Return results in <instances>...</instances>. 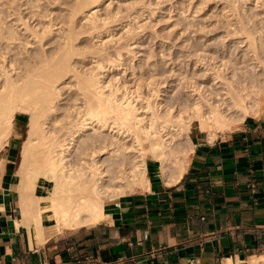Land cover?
<instances>
[{"label": "bare ground", "instance_id": "6f19581e", "mask_svg": "<svg viewBox=\"0 0 264 264\" xmlns=\"http://www.w3.org/2000/svg\"><path fill=\"white\" fill-rule=\"evenodd\" d=\"M81 2L82 8L89 4ZM90 26L97 28L94 22ZM68 38L56 60L46 59L20 80L12 79L5 67L0 73V149L7 146L12 131L20 129L16 116L29 115L27 137L18 150L17 188L23 216L28 224L33 223L40 242L62 229L97 224L106 217V207L122 195V186L146 188V158L159 164L165 183L176 181L190 150L183 141L195 124L209 137H216L237 122L229 119V113L242 116V120L250 112L249 101L257 100V111L264 102V45L261 50L248 34L238 41L246 47L237 62L242 66L234 65L224 46L214 56H188L207 72L201 82L177 83L193 93L190 104L169 102L163 109L155 102L161 87L175 86L173 79L146 82L145 95L140 85L104 84L102 71L114 67L110 60L106 65L95 62L97 73L76 76L81 100L65 121H56L52 118L58 95L55 84L69 70L72 37ZM204 81L211 83L206 86ZM184 111L191 119L189 125L181 116ZM87 130L92 133L84 135ZM171 131L176 132L173 148L168 141ZM80 136L84 139L74 146ZM38 181H43L44 194H39ZM252 264H264V255Z\"/></svg>", "mask_w": 264, "mask_h": 264}, {"label": "crops", "instance_id": "0c3cea01", "mask_svg": "<svg viewBox=\"0 0 264 264\" xmlns=\"http://www.w3.org/2000/svg\"><path fill=\"white\" fill-rule=\"evenodd\" d=\"M190 134L179 179L165 183L147 163L146 188L120 195L97 224L44 242L23 216L10 137L0 158V264H242L264 252V105L211 141Z\"/></svg>", "mask_w": 264, "mask_h": 264}, {"label": "rangeland", "instance_id": "374dc122", "mask_svg": "<svg viewBox=\"0 0 264 264\" xmlns=\"http://www.w3.org/2000/svg\"><path fill=\"white\" fill-rule=\"evenodd\" d=\"M81 1L0 0V73L5 67L12 79L20 80L27 71L44 64L46 59L52 58V62L56 60L61 54L63 41H67L68 35L72 37L69 70L63 72L55 84L58 95L52 118H56V121H65L73 106L80 102L76 76L97 73L95 62L106 65L113 61V68L102 71L104 84L114 86L121 83L132 88L140 85L144 95L147 93L144 86L148 81L175 80V86L164 85L158 98L154 99L165 109L169 102L173 105L192 102L193 93L177 83L201 82L206 76L205 66L190 62L189 55L214 56L224 46L230 59L236 63L234 65L242 66L237 62L246 47H242L238 41H244L248 34L263 49L264 0H98L97 3L87 0L89 4L85 8L80 7ZM93 22L97 25L96 29H91ZM34 35H37L36 41ZM239 71V68L235 70ZM203 83L208 86L211 82ZM256 102L254 99L249 101L251 109L248 115L259 111L255 110ZM181 116L186 125L191 123L187 112L184 111ZM16 117L20 129H14L10 138L16 149L15 172L19 146L27 137L29 115L22 113ZM228 117L231 121L237 119V122L217 136L230 132L246 116L241 120L242 116L229 113ZM192 131L202 132L210 141L217 137H209L195 124L183 141L190 149L188 155L193 148L190 138ZM91 133L92 130H87L84 135ZM175 133L171 131L168 139L172 148L175 146ZM77 139L74 146H79L84 137ZM2 149L0 158L6 147ZM102 157L107 158V155ZM121 159H118L119 162ZM111 162L109 158L108 164ZM147 163H154L159 175V164L150 158L145 159ZM110 164L108 168L112 167ZM42 182L38 181L39 194L45 193ZM122 188V195L140 189ZM258 254L247 258L242 264H252L253 259L263 256L264 252Z\"/></svg>", "mask_w": 264, "mask_h": 264}]
</instances>
